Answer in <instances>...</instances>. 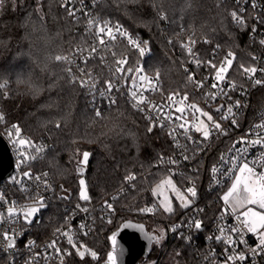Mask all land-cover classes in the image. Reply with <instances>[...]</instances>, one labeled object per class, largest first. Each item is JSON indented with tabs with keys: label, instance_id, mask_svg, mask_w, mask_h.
Listing matches in <instances>:
<instances>
[{
	"label": "built area",
	"instance_id": "built-area-1",
	"mask_svg": "<svg viewBox=\"0 0 264 264\" xmlns=\"http://www.w3.org/2000/svg\"><path fill=\"white\" fill-rule=\"evenodd\" d=\"M235 1L239 5L238 15L244 17L248 23L245 35L250 51L242 65L255 68L256 72L245 73L241 67L236 68L235 56L231 52L232 65L225 79L217 81L215 69L211 65L219 67L230 51L218 44H212L210 39L193 30L184 35L179 33V60L186 75L188 89L176 91L164 89L160 75L157 77V72L146 65V59L151 53L147 42L134 35L123 24L102 19L93 10V0H62L68 11L74 12L71 17L77 21V29L82 30L88 39L64 56L71 61L66 62V68L71 69V72L68 71L69 75L80 84L81 81H86L81 85L90 104L100 110L104 106L116 105L122 99L133 106L142 98L143 103L134 108L141 111L153 126L168 132L172 151L154 164L175 178L181 190L194 185L197 196L183 212H174L169 216L153 197L150 188L152 201L144 209L151 208L153 211L144 212L160 222L165 240L185 241L205 264H224L227 256L240 252L245 254L246 259L229 264H264V252L259 249L255 253L251 251L258 244V235L249 233L241 224L244 219L242 212H234L223 200L240 164L247 162L257 172L264 171V144L238 143L241 137L252 141L264 136V128L258 127L264 125V71H261L264 69V44L260 43L264 40V0ZM234 22L238 24L235 20ZM117 26L119 32L116 31ZM100 27L112 28L116 39L111 40L104 36L106 43L101 45L98 33ZM120 32L127 35H121ZM129 37L144 49L143 54L129 43ZM92 46L96 47V52L91 51ZM189 48L191 52L188 51ZM120 60L126 62L118 65L117 61ZM117 67H122L123 71L117 72ZM128 71L130 72L126 76ZM189 75L194 79L189 80ZM141 76L147 79L142 81ZM256 79L262 83L255 84ZM108 81L112 83L110 91ZM197 81L202 82L203 86L197 87ZM213 84H217V87L213 88ZM132 92L136 93V97L132 96ZM3 94L8 96L9 92L3 91ZM172 94L176 95L169 100ZM184 96H187V100L181 102ZM237 102L239 107L236 106ZM192 104L211 115L213 121L219 122L226 134L215 130L206 116L190 107ZM177 107L183 108L184 112H177ZM229 107L232 108V114L228 113ZM169 116L172 117L171 120L167 119ZM225 116L228 118L222 119ZM3 117L0 121V136L12 156L13 171L9 177L0 181V264H55L77 252V248L84 251L79 246H86V238L96 231L99 224L111 220L115 212L113 202L133 188L134 179L125 178L121 187L99 201L89 199L64 203L67 213L60 222L55 223V218L48 216V211L50 206L59 202L56 185L47 171L37 167V162L48 151L50 143L33 139L21 132L17 137L15 129L8 126L6 117ZM232 119H236L237 125L231 123ZM202 120L207 122L211 130L208 140L203 139L202 133L195 131V126ZM182 123L188 128L187 133L179 128ZM188 136L193 139L188 140ZM21 139L30 143L21 145ZM235 149L243 151L238 152ZM185 155L189 159L185 160ZM169 158L177 163H169ZM232 158H236L234 163ZM86 166L87 164L79 166L82 169L79 171L80 175L85 174ZM213 167L218 169L216 173H212ZM208 196L216 200L210 202ZM41 198L44 207L31 218V223L26 222L23 218L24 210L38 206L36 201ZM109 204L111 208L108 207ZM217 204L220 207L215 210ZM8 208H14L15 214L9 216ZM194 220L201 222L200 229L195 227ZM233 228L239 231L232 232ZM5 232L14 239L15 246L11 249L6 247L7 241L3 235ZM65 233L72 237L77 248L69 244L68 235ZM229 239L235 243H226ZM241 240L246 243H240ZM53 242L55 245L50 246ZM66 252L71 255H65Z\"/></svg>",
	"mask_w": 264,
	"mask_h": 264
},
{
	"label": "trees",
	"instance_id": "trees-1",
	"mask_svg": "<svg viewBox=\"0 0 264 264\" xmlns=\"http://www.w3.org/2000/svg\"><path fill=\"white\" fill-rule=\"evenodd\" d=\"M93 2L94 12L102 19L123 24L150 45L146 65L160 75L166 90L188 89L179 60V33L193 30L232 52L236 68L245 64L250 51L245 35L248 23L236 24L231 15L239 12L235 0ZM77 26L62 0H6L0 10V114L6 117L8 126L17 125L21 133L50 143L37 167L47 171L56 185L59 202L48 211L55 223L67 213L64 203L81 200L80 177L95 202L121 187L126 177L135 176L133 188L113 202L111 222L99 224L86 238L87 249L96 257L85 253L81 258L75 251L61 261L101 264L109 249L107 237L123 220L143 222L154 233L153 226L161 225L143 209L152 201L150 188L169 176L154 163L169 154L173 146L165 129L153 126L125 99L100 110L90 104L83 86L69 75L66 62L55 60L88 40ZM3 91L9 92L8 96ZM82 151L90 154L84 175L79 174L77 165ZM208 200L216 199L208 196ZM175 204L174 212H183L184 208ZM219 207L217 204L215 210ZM149 261L205 264L185 241L168 242L164 238L153 243L151 253L139 264Z\"/></svg>",
	"mask_w": 264,
	"mask_h": 264
},
{
	"label": "snow or ice",
	"instance_id": "snow-or-ice-1",
	"mask_svg": "<svg viewBox=\"0 0 264 264\" xmlns=\"http://www.w3.org/2000/svg\"><path fill=\"white\" fill-rule=\"evenodd\" d=\"M6 0H0V10L3 9V7L5 6ZM13 3H15V0H13ZM253 7H255V4H253ZM69 15H74V12L70 11ZM232 18L238 23V24H245L246 21L244 19V17L238 15L237 12L233 11L231 13ZM163 18V17H162ZM89 23L91 24L92 21H89ZM116 31L119 32V26H117ZM253 31H255V28H253ZM98 33L100 34V39H99V43L101 45H104L106 42L104 40V36H107L109 39L114 40L116 39L115 35H113V29L110 27H100L98 29ZM121 35H127L126 33L120 32ZM129 39V43L134 45L135 47H137L141 54H143L144 49L140 47V45L133 40L131 37L128 38ZM194 43V42H193ZM261 44H264V40L260 41ZM92 52H96L97 49L95 46H92L91 48ZM189 52H191V48L188 49ZM233 54L231 52L228 53V56L225 57V60L221 62V64L219 65V67H217L215 64H212L211 67H213L215 69V79L217 81H223L225 79L226 73L228 72V70L230 69L231 65H232V59H230V57H232ZM56 61H65L68 63H71V61L69 60V58L67 56H61L58 55L55 57ZM126 61L120 60L117 61L118 65H123ZM241 69L245 72V73H252L254 74L256 72L255 68H246L244 65L240 66ZM67 71L71 72V69H67ZM83 71V70H81ZM117 72H122L123 68L122 67H117L116 69ZM137 71H140V69H137ZM261 71H264V69H262ZM158 73H157V77H158ZM140 79L146 80L147 78L145 76H141ZM189 80H193L194 77L189 75L188 77ZM84 83H86V81H81V84L83 85ZM197 87H202L203 83L197 81ZM255 84L259 85L262 83L261 80L256 79L254 81ZM108 84V89L109 91L112 88V83L111 81L107 82ZM213 88L217 87V84H213L212 85ZM133 97H136V93L132 92L131 93ZM176 94H172L171 96H169V100H172L173 97ZM213 99H215V96L212 97ZM183 100H187V96H184L182 98ZM112 103H115V101H112ZM143 103V99H138L137 103L133 105V107H137L138 104ZM236 106L239 107V102L236 103ZM152 107H155V105H153ZM190 107L192 109H194L195 112H199L202 116H206L208 121L212 122L213 127L215 130L221 132L222 134H226V131L224 129H222L221 124L219 122H215L213 121V118L211 115H209L208 113L204 112L202 109L198 108L195 104L190 105ZM177 112L183 113L184 109L181 107H177L176 108ZM228 113L232 114V108L229 107L228 108ZM97 116H100L101 113L99 111H97L96 113ZM228 117H222V119H227ZM4 119L3 115H0V121H2ZM167 119H172L171 116L167 117ZM176 119H182V117H176ZM231 123L233 125H237V121L236 119H232ZM59 127V125H57ZM15 129L16 135L17 137H19L20 135V128L17 125H13L12 126ZM161 127H163V125H161ZM258 127L264 128V125H259ZM179 128L184 129V132L187 133L188 128L185 127V124H180ZM151 127L149 128V131H151ZM195 131L196 132H200L202 133L203 139L204 140H208L210 138L211 135V130L209 129L208 125L204 123V121H200L198 125L195 126ZM170 135H172V133H170ZM188 140H192L193 138L191 136L187 137ZM19 143L21 145H25V144H29L30 142L27 140H23L21 139L19 141ZM238 143H251L252 145H257V144H264V136H260L258 139L252 140V141H248L246 139V137H241L240 141H238ZM235 147V146H234ZM236 151H243L242 149H235ZM89 153L88 152H84L83 153V160L81 161L82 164H87L88 159H89ZM185 160L189 159L188 156H184L183 157ZM224 157H221V160L223 161ZM236 158H232L233 163L235 162ZM161 160H163V157H161ZM169 163L172 164H176L177 161L172 160L169 158ZM78 171H82V169H78ZM212 173H216L218 171V169L216 167H213L211 169ZM230 171V170H229ZM25 175H28V173H25ZM46 175V174H45ZM37 179H39V177H37ZM126 179L128 180H133L135 179V177L133 175H130L128 177H126ZM80 186H81V190H80V199L84 200V201H88L90 199L88 193H87V188H86V183L84 179H81L79 181ZM165 186L169 187L175 194L178 200H180V206L183 208H187L189 207V205L193 202L194 198L197 196V191L195 186H191V187H187L184 192H181V190L179 188H177V186L175 185V183L172 181L171 177H168L164 180H162L155 189H153V195L157 194V191L159 189H163L165 188ZM186 193V194H185ZM223 200L225 201L226 204H232V209L235 212L237 208H245L248 205H257L259 209L264 210V171H260L257 172L255 170L254 167H250L249 164L247 162H244L242 164L239 165L238 167V172L235 175L234 181L231 184V187L229 189V191L223 196ZM234 201V203H233ZM36 204L38 206H33L30 208H27L24 210L23 212V218L26 222L31 223V218L40 211V209L42 207H44L43 204V200L38 199L36 201ZM109 208H111V205H108ZM161 207L163 208V211L169 214H172L175 209L172 206L171 200L168 199L167 196L164 197L163 200H161ZM84 211H87V209H83ZM143 211H148L151 212L153 211V209L148 208V209H144ZM8 215L12 216L15 214V209L14 208H8L7 209ZM241 215L244 217L243 220H241V224L243 225L244 228H246V230L249 233H253V234H257L258 235V244L256 245L255 248H252L251 251L253 253H255L257 251V249L260 250V252H264V211H256L251 207H247L246 211L242 212ZM239 219V217H238ZM111 222V221H109ZM195 227L197 229L201 228V222L199 220H194L193 221ZM83 227V226H82ZM232 232H238L239 230L236 228L231 229ZM221 232H223V229H221ZM4 239L7 241V245L6 247L11 249L15 246L14 244V239L10 238L8 233L5 232L4 234ZM65 235H68L67 233H65ZM153 239L156 240L157 243H159V239H162V237H153ZM216 239H220V237H216ZM112 243H113V249L111 252L108 253V264H117V248H116V237L115 235H113L111 237ZM68 242L69 244L72 245L73 248H77V245L75 243H73L72 237L70 235H68ZM226 243L229 244H234L235 241L229 239L228 241H226ZM240 243H246L245 241L241 240ZM55 242H53L52 245L50 246H54ZM80 248H83L84 251H80L79 248H77V254L83 258L85 255V252H88L90 250L87 249V247L85 245H80ZM57 252H60V249H57ZM65 255H71L70 252H66L64 253ZM96 253L95 252H91V256L93 258L96 257ZM246 259V256L243 252H240L238 254L235 255H229L227 256L224 264H229V262L232 261H244ZM61 264H63V262H61Z\"/></svg>",
	"mask_w": 264,
	"mask_h": 264
},
{
	"label": "water",
	"instance_id": "water-1",
	"mask_svg": "<svg viewBox=\"0 0 264 264\" xmlns=\"http://www.w3.org/2000/svg\"><path fill=\"white\" fill-rule=\"evenodd\" d=\"M130 71L126 73V76ZM220 109V108H217ZM13 171V159L9 148L0 136V181L6 179ZM116 237L117 264H139L141 258L147 257L156 241L154 232H150L145 223L133 219L123 220L107 237L109 249L101 264H108V253L113 249L111 237Z\"/></svg>",
	"mask_w": 264,
	"mask_h": 264
},
{
	"label": "rangeland",
	"instance_id": "rangeland-1",
	"mask_svg": "<svg viewBox=\"0 0 264 264\" xmlns=\"http://www.w3.org/2000/svg\"><path fill=\"white\" fill-rule=\"evenodd\" d=\"M202 121H204V123L205 124H207V122L205 121V120H202ZM84 152H87V151H82L80 154H79V158H78V161H77V165H78V167L80 166V165H85V164H82L81 163V161L83 160V153ZM169 177V176H168ZM168 177H166V178H168ZM166 178H164V179H166ZM81 179H84L83 177H80L79 179H78V184H79V194H80V190H81V186H80V183H79V181L81 180ZM163 179V180H164ZM172 179V178H171ZM162 181V180H161ZM160 181V182H161ZM172 181H173V179H172ZM160 182H158V183H156V184H154L153 186H152V195H153V189H155L156 188V186L160 183ZM174 183H175V181H173ZM175 185L177 186V184L175 183ZM87 188V187H86ZM177 188H179L178 186H177ZM180 189V188H179ZM181 190V189H180ZM229 191V190H228ZM227 191V192H228ZM181 192H184L183 190H181ZM226 192V193H227ZM88 193V192H87ZM186 194V193H185ZM80 196V195H79ZM165 196H167L168 197V199L169 200H171V203H172V206H173V208L175 209V203H177L178 204V206H180V200H178L177 199V197H176V194L169 188V187H167V186H165V188H163V189H159L158 191H157V194L156 195H153V197L159 202V204H160V206H161V200H163L164 199V197ZM233 203H234V201H233ZM229 205V207L230 208H232V204H228ZM190 206V205H189ZM247 207H251V208H253L254 210H256V211H261L259 208H258V206L257 205H248V206H246L245 208H237L236 210H238V211H240V212H244V211H246V208ZM162 208V207H161ZM180 208H183V207H181L180 206ZM163 209V208H162ZM176 211V210H175ZM169 214V213H168ZM154 227V230H156V236H157V238H159V237H162V239L164 238V234H163V228H162V226L161 225H156V226H153ZM152 227V228H153ZM162 239H159V243L162 241ZM156 242V241H155ZM89 250V249H88ZM91 252H94V251H92V250H90V251H88V252H85V253H87L88 255H90L91 256ZM145 264H150V261L149 262H147V263H145Z\"/></svg>",
	"mask_w": 264,
	"mask_h": 264
}]
</instances>
